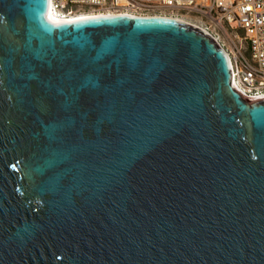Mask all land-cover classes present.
<instances>
[{"label": "water", "instance_id": "water-1", "mask_svg": "<svg viewBox=\"0 0 264 264\" xmlns=\"http://www.w3.org/2000/svg\"><path fill=\"white\" fill-rule=\"evenodd\" d=\"M47 5L0 0V264H264V97L218 41Z\"/></svg>", "mask_w": 264, "mask_h": 264}, {"label": "built area", "instance_id": "built-area-1", "mask_svg": "<svg viewBox=\"0 0 264 264\" xmlns=\"http://www.w3.org/2000/svg\"><path fill=\"white\" fill-rule=\"evenodd\" d=\"M51 10L66 21L90 12L188 20L227 38L237 92L264 94V0H51Z\"/></svg>", "mask_w": 264, "mask_h": 264}, {"label": "bare ground", "instance_id": "bare-ground-1", "mask_svg": "<svg viewBox=\"0 0 264 264\" xmlns=\"http://www.w3.org/2000/svg\"><path fill=\"white\" fill-rule=\"evenodd\" d=\"M47 14L49 19L54 22V23H61V22H74L76 20H80V19H84V18H90V17H97V16H111V15H105V14H101V13H97V12H90V13H77L72 15L71 17H69L70 19H68V21H66L65 19H63L62 17H58L56 16L53 11L51 10V0H48V5H47ZM88 14H90L88 16ZM92 14V15H91ZM129 16V15H127ZM184 23L193 25L195 27H199L198 25L188 21V20H183V19H178ZM201 28V27H199ZM202 29V28H201ZM203 30V29H202ZM205 31V30H204ZM219 43V42H218ZM220 44V43H219ZM221 45V44H220ZM223 48V47H222ZM224 49V48H223ZM238 93L240 94V96H242L244 99L249 100V101H253V100H258L262 97H264V94L261 95H249L246 94L245 92H243L242 90H238Z\"/></svg>", "mask_w": 264, "mask_h": 264}, {"label": "rangeland", "instance_id": "rangeland-1", "mask_svg": "<svg viewBox=\"0 0 264 264\" xmlns=\"http://www.w3.org/2000/svg\"><path fill=\"white\" fill-rule=\"evenodd\" d=\"M90 14H88L89 16ZM92 15V14H91ZM219 43L222 45V47L227 51V49L229 50L228 47V42H227V38L223 35H221L220 39H219Z\"/></svg>", "mask_w": 264, "mask_h": 264}]
</instances>
